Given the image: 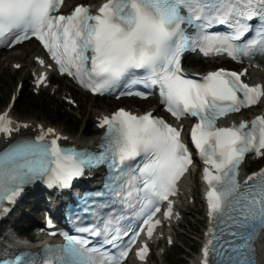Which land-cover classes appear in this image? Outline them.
<instances>
[{
  "label": "snow or ice",
  "instance_id": "6c2138e0",
  "mask_svg": "<svg viewBox=\"0 0 264 264\" xmlns=\"http://www.w3.org/2000/svg\"><path fill=\"white\" fill-rule=\"evenodd\" d=\"M63 3L0 0V47H13L34 38L61 74L75 78L92 93L102 94L127 74L143 70L142 82L147 87H159L172 116L198 118L191 129V142L206 165L203 179L208 185V215L227 223L229 230L225 233L221 229V235L231 237L220 243L215 229H209L213 239L202 249V264H208L210 252L215 264H255L253 242L264 230V168L246 176L243 182L238 177L247 154L264 158V115L250 125L242 121L238 126L221 127L217 121L259 103L264 86H249L241 79L244 73L222 68L199 79L188 78L181 70L180 54L196 44L205 54L226 52L235 59L245 48L264 45V31L250 39L245 48L233 43L250 31L242 21L264 17V0H107L96 14L84 5L76 6L68 15L54 14ZM182 8L187 9V16L181 14ZM199 20H205L207 27L213 23L229 25L234 31L222 36L197 25L196 35L189 36L181 27ZM36 60L45 65L40 57ZM14 67L19 69L21 65ZM47 79L46 72L36 74V85L45 84ZM135 94L146 98L145 93ZM98 126L106 127L98 152L61 147L58 141L65 138L43 125L34 139L17 140L0 151V203L13 201L22 187L37 177L47 176L49 186L67 187L85 168L101 164L107 165L111 182L121 188L119 192L110 188L116 196L130 200L143 194L146 201L148 213L143 224L117 255L97 260V250L88 249L87 241L66 236L65 244L46 246L41 264H123L140 232L146 228L150 239L161 223L154 220L161 211L157 206L160 202L167 201L164 215L172 216L169 197L176 195L178 182L193 164L181 130L151 111L137 115L123 108L99 118ZM28 127L11 119L8 111L0 113V134L11 137ZM137 158L143 163L129 167V162ZM119 239V235L114 236L108 243L115 246ZM148 252L145 242L135 254L143 261Z\"/></svg>",
  "mask_w": 264,
  "mask_h": 264
},
{
  "label": "rangeland",
  "instance_id": "374dc122",
  "mask_svg": "<svg viewBox=\"0 0 264 264\" xmlns=\"http://www.w3.org/2000/svg\"><path fill=\"white\" fill-rule=\"evenodd\" d=\"M82 1L90 2L91 0H82ZM7 56L8 53L0 54L1 59L7 58ZM13 60H21V59L16 56H13L12 58L7 59L5 63H2L0 67V70L3 74V77L0 81V110H3L5 105L8 104L11 93L14 90L16 83L18 82L17 75L21 74V71H16V74L10 73L13 71L10 66V63ZM219 65L222 64H213L205 68L208 69L215 68ZM28 90H29L28 88L24 90L22 97H20L14 109V114L19 118L21 119L33 118L39 121L45 120L46 123H50L58 127L60 126V128L69 135H77L83 133V135L85 136V132L82 129H85L87 133L92 136L100 133L99 131L95 130L93 127V123L91 119L92 115L91 112L89 111V105L90 103L95 102V100L92 99L91 97L83 96L82 93L76 92V94L78 95L82 94V96L85 98V103L84 105H82L80 102V105L77 108L70 105L71 106L70 108V106L65 105L64 100H62L61 98L63 93V88H61L58 93H52V91L47 89L46 91L42 92V96H40L39 98L38 97L36 98V96L32 95L31 97L32 99L30 101H33L36 104L37 107L35 110H30V109L22 110L21 105H23L25 101L27 100L29 101V99H24V97L27 96ZM126 102L127 101L115 102L109 107L108 110H113L117 106L128 105ZM53 103H57L59 105V108H62L64 104L66 111L56 115L57 111L54 110V108L52 107ZM144 108H147V106ZM66 115L70 118L76 117L79 120L80 124L78 126H75L74 124L72 125V123L69 120L64 119V116ZM263 163L264 161L258 163L255 166H252L251 169H255L260 164ZM32 207H33L32 204H26L25 206L23 205L21 206L22 213L21 211H19V215H18L21 216V218L18 220V217H15V220L18 221V224H22V221L23 222L26 221L25 219L26 218L28 219L29 215H33L34 210ZM200 215H202V213L198 205H195L193 207L192 212H187L186 219L182 223L178 231L177 244L173 248L168 250L165 256L166 258L165 262H167L168 264H173V262L179 261L180 264H187L188 256L186 254H189V256H191V254L189 253L190 249L194 251L197 250V243H198L197 238L201 236L202 228L204 227L203 217L202 216L200 217Z\"/></svg>",
  "mask_w": 264,
  "mask_h": 264
},
{
  "label": "bare ground",
  "instance_id": "6f19581e",
  "mask_svg": "<svg viewBox=\"0 0 264 264\" xmlns=\"http://www.w3.org/2000/svg\"><path fill=\"white\" fill-rule=\"evenodd\" d=\"M97 1H100V0H97ZM91 3H94V1L92 0ZM32 43H33V45H31ZM22 47H23V52H26V53H29V52L36 53V52L39 51L38 46H37L36 43H34L33 41L30 42V43H28V44H24ZM25 55H26V54L22 53L21 55H17V56H19V57H21V58H25ZM8 56H9V58H11V57L13 56L12 51H10V52L8 53ZM24 61L26 62V64L23 65V69H24V70H23V72H21V74L17 75L19 81H20V80H24V81H25V80L27 79V75H26V69H25V67L29 65L30 60H26V59H25ZM193 61H196V62L199 63V64H201V63H202V64H205V63H208V64H213V63H214V64H215V63L217 62V61L206 62V60H197L195 57H193ZM1 63H3V62H2V61L0 62V67H1V65H2ZM20 63H22V61H21ZM1 69H2V68H1ZM11 69H13V68H11ZM209 69H210V68H209ZM13 70H14V69H13ZM195 71H196V70H195ZM10 73H11V74H16V71H12V72H10ZM2 77H3V74L0 73V81H1ZM258 77L264 79V73H258V74L253 75V78H254V79H257ZM59 79H61V78H57L56 80H59ZM60 84H62V85L65 87V89H67V85H66L65 82H62V83H60ZM49 89H52V87L49 88ZM82 94H83V93H82ZM82 94H80V95L76 94L80 100L83 99ZM73 97H76V96L73 95ZM95 99H96L95 102H94V103L92 104V106H91L92 109L95 108L96 106L102 105V104H104V103H108V104H114V103H115L113 100L100 99V98H95ZM98 99H99V100H98ZM131 100H134V99H123L122 101H131ZM137 103H138V102H137ZM98 104H99V105H98ZM102 106H103V105H102ZM152 106H153L152 103H149V106H148V107H152ZM4 108H5L4 110H0V113L6 111V110L9 108V104L5 105ZM262 108H264V103H263L262 106L259 107L260 110H261ZM255 112H256V111H255ZM12 114H14V110L12 111ZM14 115H15V114H14ZM17 117H18V116H17ZM19 119H20V121L31 123V124H32V127H31L32 130L40 129L39 126H41V125H43V127H44L45 129L50 128V127H56V128L61 132V134L64 135V138L71 139L72 141H75V142H79V143H91L92 141H94L95 143H97V141H98V137H99V136H93V137H89V138H87V137H85V136L83 135V133H81V134H77V135H69L68 133H65V132L60 128V126H59V127L56 126V125L52 126V124H50V123H46L45 120H44V121H43V120H42V121H39V120H35V119H33V118H23V119L19 118ZM194 178H195L194 175H191V177L188 178V180H187V183H188V184H187V190H189L190 188H192L193 183H195V179H194ZM191 182H192V183H191ZM260 253H261V262H262V264H264V238H263V241H262V243H261V245H260Z\"/></svg>",
  "mask_w": 264,
  "mask_h": 264
},
{
  "label": "trees",
  "instance_id": "16d2710c",
  "mask_svg": "<svg viewBox=\"0 0 264 264\" xmlns=\"http://www.w3.org/2000/svg\"><path fill=\"white\" fill-rule=\"evenodd\" d=\"M36 104L33 102V101H25L24 103H23V105H21V109L22 110H28V109H30V110H35L36 109ZM57 114H60L59 112L57 113ZM56 114V115H57Z\"/></svg>",
  "mask_w": 264,
  "mask_h": 264
}]
</instances>
